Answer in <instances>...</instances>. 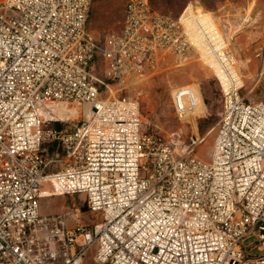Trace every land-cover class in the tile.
I'll return each mask as SVG.
<instances>
[{
    "label": "built area",
    "instance_id": "1",
    "mask_svg": "<svg viewBox=\"0 0 264 264\" xmlns=\"http://www.w3.org/2000/svg\"><path fill=\"white\" fill-rule=\"evenodd\" d=\"M92 2L0 0V264H83L95 246L102 264H264V102L242 94L223 26L199 1L173 18L126 0L97 39ZM195 58L223 97L210 162L198 126L189 143L147 133L138 101L160 62ZM172 103L182 122L206 116L197 84ZM76 194L92 224L41 214Z\"/></svg>",
    "mask_w": 264,
    "mask_h": 264
},
{
    "label": "rangeland",
    "instance_id": "2",
    "mask_svg": "<svg viewBox=\"0 0 264 264\" xmlns=\"http://www.w3.org/2000/svg\"><path fill=\"white\" fill-rule=\"evenodd\" d=\"M193 1L212 12L223 26L232 51L241 61L245 76L242 94L250 103L264 102V0H151L155 10L161 14L178 18ZM126 0H93L88 28L97 39L119 32L125 16ZM263 71V75L262 74ZM99 78L104 79L101 66ZM197 84L206 105V116L194 125L180 121L172 103L175 89ZM105 92L103 98H109ZM144 130L175 143H189L193 131L200 133L202 142L195 155L210 162L215 145L216 125L223 112V97L220 86L210 68L196 58L190 61L169 59L160 62L149 75L138 94ZM81 116L83 111L79 108ZM64 114V113H63ZM54 169L60 166L57 163ZM87 197L84 194L56 196L40 200L43 216L77 213L79 223L92 224L97 219L89 214ZM70 220V217H69ZM77 221L70 222L74 227ZM253 251L252 254H255ZM97 247H93L84 258L83 264H102L96 260Z\"/></svg>",
    "mask_w": 264,
    "mask_h": 264
},
{
    "label": "trees",
    "instance_id": "3",
    "mask_svg": "<svg viewBox=\"0 0 264 264\" xmlns=\"http://www.w3.org/2000/svg\"><path fill=\"white\" fill-rule=\"evenodd\" d=\"M150 3H151V5H152V2H151V0H150ZM152 7H153V5H152ZM154 8V7H153Z\"/></svg>",
    "mask_w": 264,
    "mask_h": 264
}]
</instances>
